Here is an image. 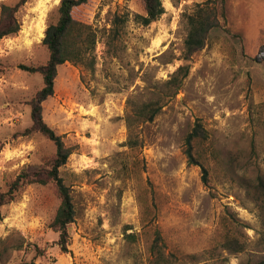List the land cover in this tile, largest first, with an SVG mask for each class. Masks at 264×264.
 <instances>
[{"label": "rangeland", "instance_id": "374dc122", "mask_svg": "<svg viewBox=\"0 0 264 264\" xmlns=\"http://www.w3.org/2000/svg\"><path fill=\"white\" fill-rule=\"evenodd\" d=\"M18 1L0 0V16L3 5ZM206 1L162 0L165 12L143 25L135 19L145 13L143 0H92L86 11L98 31L93 62L60 65L54 94L42 104L44 120L72 151L60 168L76 208L68 250L50 226L61 201L56 184L26 183L1 208L0 264L264 258V226L253 199L213 160L210 181L203 182L201 167L184 152L186 134L200 120L207 145L223 159L241 160L237 174L264 172V0H229L205 46L185 59L187 15ZM59 3L27 0L16 12L20 30L0 39L2 191L22 170L50 166L56 153L53 141L27 132L43 76L18 66L49 60L43 38L58 20ZM152 101L159 114L131 133L127 113ZM229 237L245 248H228Z\"/></svg>", "mask_w": 264, "mask_h": 264}, {"label": "trees", "instance_id": "16d2710c", "mask_svg": "<svg viewBox=\"0 0 264 264\" xmlns=\"http://www.w3.org/2000/svg\"><path fill=\"white\" fill-rule=\"evenodd\" d=\"M26 1L19 0L13 6H2L0 39L4 36L15 34L20 30V23L16 12ZM228 1L208 0L203 4H199L194 12L187 15L188 32L185 38V59H189L194 53L200 51L205 46L209 32L220 25L219 8L220 10L222 8L224 15ZM91 2L92 0H60L58 5V20L47 26L43 38V44L48 48L50 53L49 60L39 65L19 64L18 66L22 70L40 73L43 76V87L30 101L33 123L27 129V132H39L53 141L56 146V153L49 162L50 166L39 167L35 170L24 169L9 184L7 190H0L1 217V208L7 203L12 202L19 190L26 183L47 184L54 182L61 201L50 226L59 232V242L64 251L68 250V225L75 220L76 208L71 188L64 181L60 168L67 163L72 151L66 146L63 136L58 134L44 120L42 104L48 97L54 94L55 79L60 65L67 61L85 65L93 62L91 59H93L92 53L96 47L98 31L90 21L89 12L86 11ZM143 3L145 13L135 14L137 22L143 25H149L165 12L162 0H143ZM186 74H184V77ZM160 110V104L152 101L136 107L134 112L127 113L126 122L129 131L131 133L134 132L135 126L139 123L154 120ZM208 139V130L200 120H197L185 137L184 152L188 163L201 167L202 180L206 184L210 181L207 162L212 160L223 169L227 176L232 179L235 177L238 184L246 190L248 196L256 203L264 226V172L259 171L255 175L247 173L237 174L236 165L241 160L235 156L223 159L215 147L207 145ZM225 244L234 252L242 251L245 248V243L240 242L235 237H229ZM27 264L37 263L35 260H32ZM246 264H264V258L259 262Z\"/></svg>", "mask_w": 264, "mask_h": 264}, {"label": "bare ground", "instance_id": "6f19581e", "mask_svg": "<svg viewBox=\"0 0 264 264\" xmlns=\"http://www.w3.org/2000/svg\"><path fill=\"white\" fill-rule=\"evenodd\" d=\"M43 35V34H42Z\"/></svg>", "mask_w": 264, "mask_h": 264}]
</instances>
